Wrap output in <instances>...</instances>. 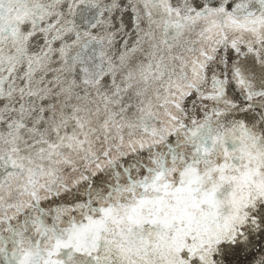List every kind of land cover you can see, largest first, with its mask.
I'll list each match as a JSON object with an SVG mask.
<instances>
[{
  "label": "snow or ice",
  "instance_id": "6c2138e0",
  "mask_svg": "<svg viewBox=\"0 0 264 264\" xmlns=\"http://www.w3.org/2000/svg\"><path fill=\"white\" fill-rule=\"evenodd\" d=\"M0 264H264V0H0Z\"/></svg>",
  "mask_w": 264,
  "mask_h": 264
}]
</instances>
